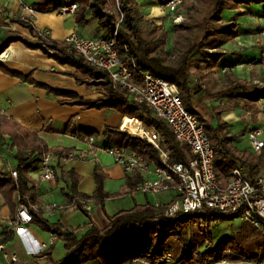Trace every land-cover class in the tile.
<instances>
[{
	"label": "trees",
	"instance_id": "1",
	"mask_svg": "<svg viewBox=\"0 0 264 264\" xmlns=\"http://www.w3.org/2000/svg\"><path fill=\"white\" fill-rule=\"evenodd\" d=\"M263 2L264 0L186 1L183 6L190 5L192 7V12H189L187 17L188 23L192 27L189 24H184L180 28L176 27L171 40V50L166 49L168 36L163 27L145 20L136 0H67V5H76L73 17L77 25L86 26L88 22L94 21L98 31L101 32V38L105 40L114 39L115 50L121 58L125 59L130 69L132 62L136 72L149 73L174 85L184 108L201 121L203 119L195 109V104L199 101L197 98L198 91L195 92V86H193L197 82V76L189 71L191 56L205 55L215 59L214 61L217 63L221 59V54L217 56L208 55L207 50H220L225 43L232 41L236 36V23L234 21L224 22L223 12L237 10L239 5ZM116 4L118 7L117 15L111 10V7H115ZM60 7L54 8L52 11L57 12ZM32 9L35 12L39 11ZM199 9L205 11L200 26L196 19ZM120 15L122 18L118 23ZM16 22L28 29L31 39L17 33L7 32L0 36V54L10 44L16 42L30 50H39L58 64L73 68V72L64 74L71 77L77 85L97 88L99 98L93 101H85L70 93L55 92L33 82L28 76L22 77L19 74L10 73L12 76H17L24 82L45 89L48 93L71 98V102L68 103L70 105L81 106L84 109H111L120 114L126 121L138 122L146 129L153 130L162 138V146L169 152L170 163L184 164L187 157H192L187 146L175 139L165 121L156 117L147 105H138L126 89L114 86L105 72L86 63L63 42H56L49 37L38 35L28 23L20 20ZM115 30L116 37H114ZM196 30L199 32L196 33ZM0 69H2L1 63ZM133 74L136 78L137 74ZM198 78L202 79L204 86H214L219 91L217 94L209 96L207 100H226L224 106L210 108V120L205 122V132L214 152L215 172L222 175L226 181L231 171L236 166L242 165L245 168L246 177L252 181L264 170V151L260 155L254 156L247 150L237 149L233 143L246 134V129L232 135L228 125L221 119V114L240 109L248 110L253 118L256 114L254 103L264 98V91L257 92L256 86L237 79L229 72L224 74L223 82L225 84L222 82L220 87L210 81L209 74H200ZM212 119L215 120V126L211 124ZM130 122L127 123L126 128ZM122 128L125 130L123 126ZM120 130L105 129L103 134L109 137L110 147L129 148L139 156L152 161L155 165H161L157 151L148 142ZM95 134V132L87 133L90 137ZM4 135L11 140V147L17 149L14 158L18 164L14 170L17 173L16 179L12 178L11 172L8 174L0 170V195L6 199L7 196L16 192L21 196H27L34 204L35 188L26 177L31 167L30 163L26 165L30 160L29 156L33 154L41 156L49 151L54 157L61 159L63 155L71 153V151L49 150L35 134L24 133V139H20L13 125L0 116V137ZM24 148H27L30 153L26 158L21 153V149ZM61 177L67 179L65 183L69 190L68 203L73 198H78L91 203L102 204L105 199L111 197L103 188L104 175L97 170L94 172L95 190L91 197L77 192L79 178L73 172L62 173ZM129 181H131L128 182L129 189L139 184L138 179ZM28 182L31 186H28ZM75 208L83 212L88 218L81 206L76 205ZM161 209V207L152 206L150 203L135 205L129 211H121L112 217H108V225L103 229H99L91 221L74 229L63 227L57 223H49L41 216L40 212H33L31 224L56 237L48 249L41 252L36 258L45 259L47 264H168L164 261L167 254L171 256L173 264L255 263L264 261V256L245 259L235 255L227 248L230 240L226 238L221 239L211 250L200 251L198 249L199 244L193 231L196 224L203 226L205 243L210 244L211 224L218 221L233 220L237 216L220 215L205 209L200 212L180 214L172 220H167L162 218ZM159 219L161 221H158ZM5 236L6 230H3V238L0 240L2 243L11 239V236L4 238ZM57 241L63 242L65 255L59 262H54L51 255ZM174 244H177L178 248H173Z\"/></svg>",
	"mask_w": 264,
	"mask_h": 264
},
{
	"label": "crops",
	"instance_id": "2",
	"mask_svg": "<svg viewBox=\"0 0 264 264\" xmlns=\"http://www.w3.org/2000/svg\"><path fill=\"white\" fill-rule=\"evenodd\" d=\"M165 1L136 0V3L145 20L163 27L165 13L161 6ZM65 5H67V0H20L19 2L0 0V36L7 32H13L31 39L28 29L16 22L20 18H30L31 26L35 31L47 30L49 38L56 42H63L73 32L83 38L100 37L101 32L98 31L96 22L90 21L86 26H79L75 23L73 15H61L52 11L54 8ZM22 6L39 11L34 16H30L27 11L22 10ZM228 14L229 17L223 18V20L226 23L232 21L236 23V36L220 48L221 59L215 66L219 71L226 69L239 80L256 86L260 85L257 92H263L264 69L259 63L260 49L256 40L264 26V2L239 5L237 10L228 11ZM167 50H171V44ZM5 53L7 58L0 60L2 65V69H0V111L2 117L13 125L20 139H24V133L35 134L49 150H70L75 155L86 152L91 157L88 147L84 144V139L90 137L87 135L88 132L96 133L92 136L94 148L97 150L94 160L59 159L48 151L53 156L50 164L54 177L50 181L39 180L41 169L38 158L40 156L37 154L29 156L27 148L21 149L24 158L30 157L26 165L30 163L31 167L26 177L31 181V184L33 183L35 188L34 205L44 219L51 224L57 223L73 229L91 221L99 229H103L108 225V217L121 211H129L135 205L146 203H150L152 206L155 204L167 205L175 200L177 193L174 190H169L170 194L157 197L138 192L137 186L129 189L128 182H131L129 180L138 179L140 183L142 176L125 174L114 163L111 155L102 152L103 148L111 146L109 137L103 134L105 129L111 128L119 131L122 126L126 128L130 121H126L111 109H84L81 106L70 105L68 103L71 102V98L48 93L45 89L24 82L10 73L19 74L22 77L28 76L33 82L55 92L70 93L85 101L99 98L97 88L77 85L71 77L64 74L73 72V68L60 65L39 50H30L19 42L10 44ZM224 74L221 71L218 74L219 78L223 79ZM224 102H226L225 99L212 101L214 107L224 104ZM233 111H239L240 116L244 114V111L240 109ZM233 111L222 113L221 119L228 125L229 132L236 135L238 129L233 130L232 125L239 124L240 117H237ZM229 115L231 117H227ZM252 123L254 125L255 121ZM241 139L247 140L246 134L233 143L239 150H243L238 147ZM16 151V147H11V140L8 136L0 137V170L8 174L15 170L18 164L14 158ZM95 170L104 175L103 188L111 197L105 199L102 204L92 202V211L87 218L80 210L66 207L69 204V190L65 183L67 179L62 178L61 174L73 172L79 178L77 192L91 197L95 190ZM27 184L31 186L29 182ZM16 196V192L7 196L6 199L0 195V240L3 238V230L10 227L11 239L3 242L4 251L17 253L20 260L26 262L30 260L32 253L41 249L42 245L49 246L53 235L46 233L45 238V233L32 224L12 225L16 210ZM111 203L116 204L111 208L109 206ZM51 204H57L63 208H56L48 215L46 208ZM109 207L115 213H108L106 208ZM116 208L121 209L117 211Z\"/></svg>",
	"mask_w": 264,
	"mask_h": 264
},
{
	"label": "built area",
	"instance_id": "3",
	"mask_svg": "<svg viewBox=\"0 0 264 264\" xmlns=\"http://www.w3.org/2000/svg\"><path fill=\"white\" fill-rule=\"evenodd\" d=\"M9 1L19 2L20 0ZM186 1L188 0H167L161 6L164 13H167V18L173 28L180 26L183 22V15L180 10ZM21 8L23 11H27L30 16H34L36 13L32 8L23 6ZM75 10L76 5H66L60 7L57 14L73 15ZM121 18L120 15L118 23H120ZM19 20L30 25L32 23L30 18H20ZM35 32L42 37H49L47 30ZM114 37H116V30ZM259 37L261 39V42H258L261 48L259 63L264 69V26L259 32ZM63 43L86 63L105 72L114 86L126 89L138 105H147L156 117L168 124L175 139L187 146L192 157H187L184 164L170 163L168 151L161 155L153 144L146 138L140 137L157 151L161 165H155L152 161L139 156L129 148L106 147L102 149V152L113 157L114 163L125 174L142 176V180L136 187L138 192L152 196L169 190H174L177 193V197L171 203L165 206L155 204V207L162 208V218L172 220L180 214L195 213L206 209L220 215L237 216L239 220L253 229L264 231V170L250 181L246 177L245 168L238 165L231 171L228 179L224 181L222 175L217 174L214 169V152L205 132V120L199 121L194 114L184 108L174 85L149 73L136 72L132 62L130 69L125 59L121 58L115 50L114 39L83 38L73 32L65 38ZM6 58L7 55L4 51L0 54V60ZM133 73L137 74L136 78ZM0 116H2L1 111ZM154 133L160 137L158 133ZM246 136L249 151L254 156L260 155L264 151V98L259 101L255 123L253 127L247 130ZM84 144L88 147L91 157L86 152H80L77 155L67 153L61 159H78L81 161L96 159L97 150L93 145L94 138H85ZM52 158L53 156L49 152H45L39 157L40 181L53 179L50 164ZM11 176L16 179V171H11ZM15 202L16 210L12 225L31 224L32 213L39 212L37 207L27 196L19 194H17ZM76 205L81 206L88 216L92 211L90 201L78 198H73L66 207L75 208ZM56 208L62 209L63 207L57 204L48 205L47 214H51L52 210ZM10 236L9 227L6 228L4 238ZM55 240L56 237L53 236L52 242ZM48 247L42 245L41 249L32 253L30 260L25 262L20 260L17 253L4 251V244L0 241V264H47L45 259H37L36 256ZM164 261L173 264L169 254L165 256ZM251 264H264V261Z\"/></svg>",
	"mask_w": 264,
	"mask_h": 264
},
{
	"label": "rangeland",
	"instance_id": "4",
	"mask_svg": "<svg viewBox=\"0 0 264 264\" xmlns=\"http://www.w3.org/2000/svg\"><path fill=\"white\" fill-rule=\"evenodd\" d=\"M207 8H208V3H207ZM111 10L114 12V14L117 15V12H118L117 4L115 5V7H111ZM189 12H192V7L190 5L183 6L182 9L180 10V13L183 15V22L180 26H182L184 24H187V25L189 24L188 20H187ZM204 15H205L204 9L203 10L202 9L197 10V18L196 19L198 20L199 26L201 24V20L204 17ZM164 17H165V19H164V23H163V29L168 36V45H166V46L169 47L171 44L170 40H172V37H173V31L176 30V28L172 27L170 21L167 18V13H165ZM222 17L223 18L229 17L228 11H224L222 14ZM180 26H178V28H180ZM189 26L192 27V25H190V24H189ZM198 32H199V30L196 33H198ZM258 42H261V39L259 37V33H258L257 40H256V44L259 47ZM167 47H166V49H167ZM259 49H261V48L259 47ZM207 54L212 55V56H217L218 54H221V52H220V50H216V49H208ZM172 59L175 60V58H172ZM214 60L209 58V57H206L205 55H197V56L193 55V56H191V65L189 68V71L191 73H194L197 76V82H195L193 84V86H195L194 91L195 92L198 91L197 92V94H198L197 98L199 100L195 104V109L198 111V114H200L202 119L205 120V122H209V120H210L209 111H210L211 107H214L212 101L215 100V99H213V100H207V99L209 96L215 95L219 91L214 86H207V85L204 86L202 79H199L198 77L200 74H209L210 81H212V83H215V85L217 87L218 86L220 87V86H222L223 79H220L218 74H220L221 71L223 73L227 72L226 69H221V71H219L218 67L215 66L216 62ZM203 86L205 87L204 89H203ZM254 86H256V85H254ZM258 86H260V85H258ZM258 86H256V87L258 88ZM196 87H198V88H196ZM216 100H218V99H216ZM220 103H222V102H220ZM224 105H225V103L221 104L219 106H224ZM254 105L256 107V112H257V106L259 105V102L255 101ZM233 113L237 117H240L239 124L235 123L232 125L233 130L238 129L237 134L240 131H242L243 129L247 130V129L253 127L252 122L255 121L256 115L252 118V116H251V114H249L248 110H244V114L242 116H240L239 111H233ZM227 117H231V116L229 115ZM211 124L212 125L214 124V126H215V120L214 119H212ZM127 128H128V126H127ZM143 128H145V127H143ZM149 130H151V129H149ZM120 131L122 132V130H120ZM130 136H133V135H130ZM134 137H136V136H134ZM238 147H240L243 150L249 151L246 139H241V141L238 143ZM160 148L163 151L167 152V149L164 146H162V138L161 137H160ZM170 193H171V191H166V192L160 193L156 196L160 197L164 194H170ZM140 199H142V198H140ZM114 204H116V203H111L109 206H111V208H112V206H114ZM111 208L110 207L106 208L107 212L108 213H115V212H112ZM116 209L118 211V209H121V208H116ZM84 224H85V222H84ZM193 231H194L195 238L199 244L198 249L200 251L211 250L220 242L221 239L226 238V239L230 240L229 243L227 244V248L230 251H232L235 255H237L241 258L251 259V258H261L264 256V231L253 229L249 225L243 223L238 218L233 219V220H228V221H218V222L212 223L211 224V243L210 244L205 243L204 229H203L202 225L196 224ZM42 232L45 233L44 237L46 238V232H44V231H42ZM45 241H47V240H45ZM173 248H178L177 244H174ZM64 255H65V251L63 248V242L57 241L53 247V250H52V255H51L52 260L54 262H59L64 257ZM240 263H242V262H240ZM225 264H227V263H225Z\"/></svg>",
	"mask_w": 264,
	"mask_h": 264
},
{
	"label": "bare ground",
	"instance_id": "5",
	"mask_svg": "<svg viewBox=\"0 0 264 264\" xmlns=\"http://www.w3.org/2000/svg\"><path fill=\"white\" fill-rule=\"evenodd\" d=\"M138 124L139 123L132 121L129 123L128 128H125L126 130H124L123 128L122 130H124L125 133L129 135H133L138 138H146L151 144H153L154 148L159 152V154H166V152L160 148V137H158L152 130H147L143 128V126Z\"/></svg>",
	"mask_w": 264,
	"mask_h": 264
}]
</instances>
